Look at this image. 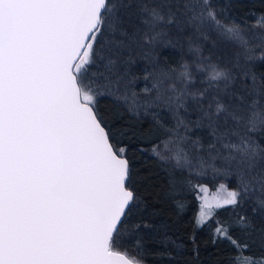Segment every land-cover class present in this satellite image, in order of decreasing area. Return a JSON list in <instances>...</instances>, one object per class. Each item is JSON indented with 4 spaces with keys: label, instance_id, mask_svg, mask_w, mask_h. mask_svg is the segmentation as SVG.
<instances>
[{
    "label": "snow or ice",
    "instance_id": "1",
    "mask_svg": "<svg viewBox=\"0 0 264 264\" xmlns=\"http://www.w3.org/2000/svg\"><path fill=\"white\" fill-rule=\"evenodd\" d=\"M233 7L0 0V264H181L184 243L146 219L159 213L134 184L132 145L179 211L180 193L195 199L193 254L208 228L229 264H264V13L241 23ZM125 235L135 255L113 250Z\"/></svg>",
    "mask_w": 264,
    "mask_h": 264
},
{
    "label": "trees",
    "instance_id": "2",
    "mask_svg": "<svg viewBox=\"0 0 264 264\" xmlns=\"http://www.w3.org/2000/svg\"><path fill=\"white\" fill-rule=\"evenodd\" d=\"M234 7L232 8V15L234 18L243 23L245 19L251 22L254 17L252 13L257 15L264 13V0H232ZM223 46V45H222ZM207 54V53H205ZM161 62L165 59L169 61L178 60V54H174V50H161ZM254 71L258 74L264 73V67L256 65ZM100 109L105 113L106 118L110 116L109 109L111 105L107 100H101L99 103ZM132 159L133 169L135 175L133 181L137 187L138 192L148 198L149 204L153 205L155 210L159 213L155 217H146L157 226L167 225L168 235L178 242H183L185 245V255L180 258L181 264L188 262V264H229V260L234 255V250L224 243L213 244L211 241V233L208 228L200 230L197 233L196 240L199 245V255L193 254V245L189 242L188 236L193 231L192 220L197 210V203L193 196L187 192L179 194L178 198L186 204L183 211H179L174 199L168 196V189L166 184V174L160 163L150 154L142 155L136 150L135 145H132V150L129 152ZM216 181L215 183H218ZM204 183L208 184L210 189L214 188V183L211 179H207ZM221 215H226L221 212ZM136 217H133L135 219ZM164 229H161L163 232ZM154 239H159V235H155ZM134 240L130 236H122L114 242V251L124 252L128 250L131 255H135V250L132 248ZM147 249L149 252L152 249L159 247L153 243L152 238L146 240ZM259 254L256 249H249L244 253L245 256ZM143 259V264H158L153 255L148 254ZM166 264V258L164 261Z\"/></svg>",
    "mask_w": 264,
    "mask_h": 264
},
{
    "label": "rangeland",
    "instance_id": "3",
    "mask_svg": "<svg viewBox=\"0 0 264 264\" xmlns=\"http://www.w3.org/2000/svg\"><path fill=\"white\" fill-rule=\"evenodd\" d=\"M219 182H221V181H219ZM219 182H218V183H219ZM218 183H217V184H218ZM210 190H211V189H210Z\"/></svg>",
    "mask_w": 264,
    "mask_h": 264
}]
</instances>
